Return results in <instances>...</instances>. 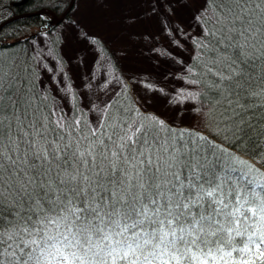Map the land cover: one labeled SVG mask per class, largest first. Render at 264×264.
I'll use <instances>...</instances> for the list:
<instances>
[{
  "label": "snow or ice",
  "instance_id": "obj_1",
  "mask_svg": "<svg viewBox=\"0 0 264 264\" xmlns=\"http://www.w3.org/2000/svg\"><path fill=\"white\" fill-rule=\"evenodd\" d=\"M131 2L129 39L157 42L168 89L116 75L77 0L32 36L0 24V264H264V0ZM66 28L93 53L80 85Z\"/></svg>",
  "mask_w": 264,
  "mask_h": 264
},
{
  "label": "rangeland",
  "instance_id": "obj_2",
  "mask_svg": "<svg viewBox=\"0 0 264 264\" xmlns=\"http://www.w3.org/2000/svg\"><path fill=\"white\" fill-rule=\"evenodd\" d=\"M0 2L2 4L3 0ZM77 3L79 7L75 12V19L94 36H103L105 40L115 45L119 52L117 59L120 61V67L126 77L136 76L146 81H156L166 89L170 87V82L163 79L164 73L168 71V65L164 62L163 57L157 59L155 54L148 52V49L157 42L129 39V30L125 28L122 21L124 16L135 15L141 11L134 2L131 0L128 2H124V0H77ZM194 7L195 5H193ZM177 12L182 19H186L188 16V9L178 7ZM72 18L71 13L67 14V20L64 23L67 24ZM61 27L63 25L58 26L56 31L59 32ZM38 29V26L28 28L21 35H33ZM133 31L149 32L156 35L159 29L155 21H152L145 22ZM159 43L161 45L167 43L162 35ZM60 47H62L65 59L69 61L66 65L67 72L73 78L74 84L80 85L81 77L87 76L92 66V51L89 46L81 42L74 28L64 30ZM101 55L103 56V54ZM115 74L118 75V73ZM134 87L140 97L141 104L146 109L166 117L170 121L176 118L173 106L167 104L159 92H150L147 89ZM80 91L85 90L81 88Z\"/></svg>",
  "mask_w": 264,
  "mask_h": 264
},
{
  "label": "trees",
  "instance_id": "obj_3",
  "mask_svg": "<svg viewBox=\"0 0 264 264\" xmlns=\"http://www.w3.org/2000/svg\"><path fill=\"white\" fill-rule=\"evenodd\" d=\"M16 0H3V3L1 5V17H0V21L15 15V13H22L19 14L18 17H16L15 19L5 23L3 25L4 28V32L5 33H12L13 30H18L17 35L23 36L21 35L24 30L31 28V27H35L37 26V24H39V22L37 21L36 16L37 15H32L29 13H32L30 11L33 10V12L37 9H41L43 7H49V5L52 3V0H43V3H41V0H22V3L15 5L14 2ZM55 12L57 14H60L63 12V9L61 8L60 10H55ZM35 34V33H34ZM27 36H32V34L27 35ZM99 37L104 44L107 46L108 49L111 50V54L114 58V60L116 61V63L119 65V68L121 70V72H118V75H120L121 73L123 74V76H125L122 68L120 67V61L117 59L118 56V50L115 47V45H112L111 43H109L107 40H105V38L103 36H97ZM8 43H12V40H9ZM61 45V44H60ZM60 45H58V47H60ZM99 47V45H97ZM54 47H57V45H54ZM101 54L104 55L103 51L101 52ZM126 77V76H125ZM140 104L141 101L139 100ZM142 105V104H141ZM148 110V109H147ZM150 111V110H148ZM163 119L168 120V118L160 116ZM170 121V120H169Z\"/></svg>",
  "mask_w": 264,
  "mask_h": 264
},
{
  "label": "flooded vegetation",
  "instance_id": "obj_4",
  "mask_svg": "<svg viewBox=\"0 0 264 264\" xmlns=\"http://www.w3.org/2000/svg\"><path fill=\"white\" fill-rule=\"evenodd\" d=\"M20 3H22V0H16L15 2H14V4L15 5H18V4H20ZM41 9H46V11L45 12H42V13H40V14H36L37 16H36V18H37V21L39 22V24H37V26L40 28V26H41V24L44 22V14H48V16H49V18H51L52 17V15H51V13H49V12H47V11H52V12H54L55 14H57L55 11H53L50 7H43V8H41ZM37 10H40V9H37ZM37 10H35V11H37ZM30 12H33V10L32 11H30ZM19 14H22V13H15V15H13V16H18ZM30 14V13H29ZM32 15H34V14H32ZM10 17H12V16H10ZM9 18V17H8ZM7 19V18H6Z\"/></svg>",
  "mask_w": 264,
  "mask_h": 264
},
{
  "label": "water",
  "instance_id": "obj_5",
  "mask_svg": "<svg viewBox=\"0 0 264 264\" xmlns=\"http://www.w3.org/2000/svg\"><path fill=\"white\" fill-rule=\"evenodd\" d=\"M23 1H24V0H23ZM45 11H46V9H40V10L34 11V12L30 13V14H34V15H36V14H40V13L45 12ZM47 12L51 13V14H52L53 16H55L57 19H59V18L61 17V15L63 14V12H62L61 14H55V13L52 12V11H47ZM19 16H20V15H19ZM16 17H18V16L16 15V16L9 17V18H7V19L1 21L0 24L4 25L5 23H7V22H9V21H11V20H13V19H15Z\"/></svg>",
  "mask_w": 264,
  "mask_h": 264
}]
</instances>
